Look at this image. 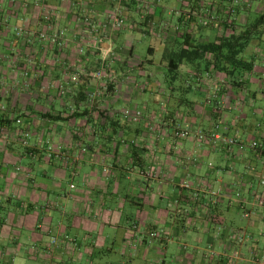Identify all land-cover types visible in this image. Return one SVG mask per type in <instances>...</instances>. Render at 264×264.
Listing matches in <instances>:
<instances>
[{
    "label": "crops",
    "instance_id": "obj_1",
    "mask_svg": "<svg viewBox=\"0 0 264 264\" xmlns=\"http://www.w3.org/2000/svg\"><path fill=\"white\" fill-rule=\"evenodd\" d=\"M0 80L6 264H264V0H0Z\"/></svg>",
    "mask_w": 264,
    "mask_h": 264
},
{
    "label": "built area",
    "instance_id": "obj_2",
    "mask_svg": "<svg viewBox=\"0 0 264 264\" xmlns=\"http://www.w3.org/2000/svg\"><path fill=\"white\" fill-rule=\"evenodd\" d=\"M44 20H45V23L48 25L51 22V20H53L52 15L50 13H48L47 15H45ZM84 23L87 26V28H90L88 33L96 34L95 30H98V28L96 26H94V24H93L94 22H93L92 19L86 18L84 20ZM126 23H127L126 16H124L120 11H117L110 17L109 26H106V27L101 28V29H103L104 32H107L110 29L112 31H114V32L115 31H120V30H122L125 27ZM98 31H100V30H98ZM15 34H16V36L18 38L25 37L26 35H33L32 33L28 32L24 28H20V27L16 28ZM58 38H59V34L56 33V32L53 33V36H50L48 34L47 30L40 34V39L41 40L49 41L51 44H56L57 41H58ZM28 75H29V73L25 72V76H28ZM95 78L97 80L101 81L102 84L100 86L101 89L98 90L96 93L92 94V96H90V100L92 102H94L96 100L97 96H100L103 93H108L109 92L111 85H113V79H114V77L108 78L107 72H106L105 69H102V70L98 71L95 74ZM72 82H76V83L78 82V77L76 75L72 77ZM4 85H5L4 81L0 80V88L4 87ZM67 87H68L67 83L61 84V86H60L61 92L65 93ZM190 133L191 132L189 130H179L177 132V136H179L180 138L184 139V138H187L190 135ZM27 136H29V135H27ZM212 137H214V138H211V140L213 141V144H217V140H221L219 138V136H217V135H213ZM199 138H200V140L204 141V140H206L208 138V136L199 135ZM222 141L224 143H226L227 145H230V146L239 144L237 140L231 139V138H224V139H222ZM50 151L51 152H56V151L61 152V148H58L57 150L54 149V148H50ZM51 156H52V154H50V157ZM245 217H249V214L245 213ZM57 243H58V239L57 238H53L52 244H57Z\"/></svg>",
    "mask_w": 264,
    "mask_h": 264
},
{
    "label": "rangeland",
    "instance_id": "obj_3",
    "mask_svg": "<svg viewBox=\"0 0 264 264\" xmlns=\"http://www.w3.org/2000/svg\"><path fill=\"white\" fill-rule=\"evenodd\" d=\"M147 31H149V30H146V32ZM139 43H140V46L145 50V54H146V52H147L146 50L148 49L149 46L156 45V44L152 43V40L149 39V38L146 39L144 42H139ZM200 64L205 66L206 63L204 61H202ZM172 74H174V72H166L165 73V75L169 78L170 82H175L177 84H179V83L181 84L183 82V80H180V78H181V76H179V75H181L180 73L176 74V75H178V78H179V79L176 78V80H173V78L176 77V76H173ZM187 92H189V91H187ZM179 96H180V94H179ZM2 251H3L2 248H0V264H6V260L1 257ZM30 252L31 251H28V250L27 251H23L22 252L23 253L22 254V256H23L22 258L23 259L16 260V262L14 264H47L46 262L40 261L38 259H32L30 257V255H29ZM102 258H103V255H102ZM97 264H99V263H97ZM102 264H104V262ZM139 264H142V263H139Z\"/></svg>",
    "mask_w": 264,
    "mask_h": 264
},
{
    "label": "trees",
    "instance_id": "obj_4",
    "mask_svg": "<svg viewBox=\"0 0 264 264\" xmlns=\"http://www.w3.org/2000/svg\"><path fill=\"white\" fill-rule=\"evenodd\" d=\"M234 45L235 44H229V43H224L223 44V43H220V44H212L210 46H197V47H195V50L193 52L196 53V54H206L207 52H212V53L216 54V56H218V54H222L223 53V50L226 47L232 48ZM247 45L248 44L245 43V44H242L241 46L244 48ZM236 54H238V53H236ZM110 89H111V87H110ZM57 119H59V118H53V120H57ZM12 123L13 122L5 120L4 117L0 115V131H4V129L5 130L11 129Z\"/></svg>",
    "mask_w": 264,
    "mask_h": 264
}]
</instances>
